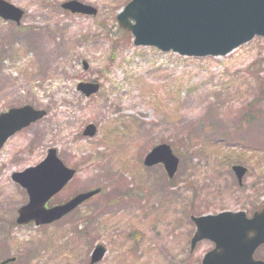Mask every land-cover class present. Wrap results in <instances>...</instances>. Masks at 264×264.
Wrapping results in <instances>:
<instances>
[{
    "label": "rangeland",
    "instance_id": "374dc122",
    "mask_svg": "<svg viewBox=\"0 0 264 264\" xmlns=\"http://www.w3.org/2000/svg\"><path fill=\"white\" fill-rule=\"evenodd\" d=\"M7 1L24 15L0 16V112L30 104L47 114L0 148V262L90 264L102 244L95 264H201L214 243L191 250V215L262 208L264 36L226 55L187 56L135 45L117 21L130 0H78L96 14L64 9L69 0ZM48 41L59 55L49 72L39 65ZM80 82L100 88L86 96ZM160 143L180 158L173 178L144 164ZM49 148L76 174L48 205L102 190L51 224H18L29 196L12 174ZM233 164L249 169L241 184ZM254 257L264 260V244Z\"/></svg>",
    "mask_w": 264,
    "mask_h": 264
},
{
    "label": "water",
    "instance_id": "95a60500",
    "mask_svg": "<svg viewBox=\"0 0 264 264\" xmlns=\"http://www.w3.org/2000/svg\"><path fill=\"white\" fill-rule=\"evenodd\" d=\"M62 7L77 13H97L95 7L78 0L66 1ZM23 15L20 7L0 0L1 17L20 23ZM117 19L122 28L132 33L135 45L155 46L188 56L226 55L255 36H264V0H130ZM77 88L90 96L98 91L99 84L80 82ZM45 115L44 109L29 104L0 112V148L17 131ZM95 132L93 124L87 125L84 131L90 136ZM179 161L172 147L161 143L146 155L144 164L161 163L168 176L173 177ZM232 170L241 184L248 168L233 164ZM75 173V169L59 158L56 148H49L37 165L14 172L13 179L25 187L29 195L28 203L18 209L17 223H51L101 191L97 188L80 192L62 204L46 207L47 201L61 191ZM191 219L196 225L191 249L204 239L215 244L204 255L202 264H264V260L254 257L256 249L264 243V205L251 217L243 210H226L192 215ZM106 251L104 245H96L90 264L100 261Z\"/></svg>",
    "mask_w": 264,
    "mask_h": 264
},
{
    "label": "bare ground",
    "instance_id": "6f19581e",
    "mask_svg": "<svg viewBox=\"0 0 264 264\" xmlns=\"http://www.w3.org/2000/svg\"><path fill=\"white\" fill-rule=\"evenodd\" d=\"M58 49L51 45V43L48 41L46 48L43 46V52H42V61L39 63L40 66L47 72L51 70L54 63L58 59ZM14 90H17V88H13Z\"/></svg>",
    "mask_w": 264,
    "mask_h": 264
},
{
    "label": "trees",
    "instance_id": "16d2710c",
    "mask_svg": "<svg viewBox=\"0 0 264 264\" xmlns=\"http://www.w3.org/2000/svg\"><path fill=\"white\" fill-rule=\"evenodd\" d=\"M246 121L250 122V121H254V119H256L254 117V115L251 112H248L245 114V116L243 117ZM178 150V148L176 147V151Z\"/></svg>",
    "mask_w": 264,
    "mask_h": 264
},
{
    "label": "flooded vegetation",
    "instance_id": "af4514ba",
    "mask_svg": "<svg viewBox=\"0 0 264 264\" xmlns=\"http://www.w3.org/2000/svg\"><path fill=\"white\" fill-rule=\"evenodd\" d=\"M65 201H63V202H61V203H64ZM61 203H59V204H61ZM55 205H58V204H55ZM55 205H53V206H55ZM48 206H50V205H48Z\"/></svg>",
    "mask_w": 264,
    "mask_h": 264
}]
</instances>
